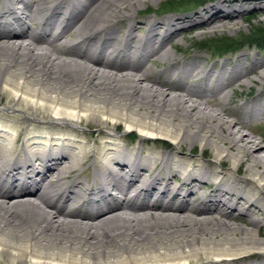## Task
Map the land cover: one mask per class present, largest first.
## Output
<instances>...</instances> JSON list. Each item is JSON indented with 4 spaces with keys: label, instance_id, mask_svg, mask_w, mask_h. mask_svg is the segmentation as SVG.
<instances>
[{
    "label": "bare ground",
    "instance_id": "1",
    "mask_svg": "<svg viewBox=\"0 0 264 264\" xmlns=\"http://www.w3.org/2000/svg\"><path fill=\"white\" fill-rule=\"evenodd\" d=\"M148 1H1L0 262L264 264V145L242 120L264 106L227 107L249 74L264 81V59L228 77L226 64L176 60L172 43L184 28L206 20L211 32L232 29L239 9L203 0L191 15L136 19ZM152 61L166 67L155 77L169 70L182 85L155 80ZM85 126L97 130L84 135ZM129 131L136 147L122 144ZM208 148L214 160L203 158ZM88 156L86 184L72 174Z\"/></svg>",
    "mask_w": 264,
    "mask_h": 264
},
{
    "label": "rangeland",
    "instance_id": "2",
    "mask_svg": "<svg viewBox=\"0 0 264 264\" xmlns=\"http://www.w3.org/2000/svg\"><path fill=\"white\" fill-rule=\"evenodd\" d=\"M1 1L3 0H0V3ZM197 1L200 2V0H158L156 2L148 1L142 5H138V8L136 7L135 18L141 19V20L146 19V18L160 20V19H163L164 17L180 16L184 13H187V11L192 10V8L195 6ZM221 1H227V0H221ZM181 2L183 3L180 4ZM228 2H234L232 3L231 7L235 9H239L236 11L237 12L235 15L236 17L233 19L229 18L228 23L230 24L235 21L239 23L237 25H232V29H222L221 31L214 30L211 32L205 26L206 23L204 24V21L206 20L201 19L202 21H200L196 26H190V27L188 26L184 28L183 31L180 32V35H179L180 40L175 39L176 41L174 40L172 43L173 45L172 48L174 50V51L172 50L173 52L172 56L174 59L179 60V61L181 60L185 63H193V62H195L196 64L200 63L204 69H207L212 66H214L217 69L221 63L226 64L228 65L227 68H229V72L226 75V77L232 75L230 71H232L233 68L238 67L239 64L241 65V63L245 65L244 71L248 72L249 64L251 63V60L253 57H255L259 61L264 59V42H262V44L258 46L257 45L255 46V42L264 41V0H228ZM237 2L238 4L241 3V6H233L237 4ZM207 5L209 4H206L204 6L202 5V7L197 8L193 11L196 12L199 9L206 7ZM225 8L230 9L227 5L225 6ZM192 12L187 13V14L191 15ZM205 16L206 15H204V17ZM196 21H199V20H196ZM61 26H64V24H62ZM56 27L57 26H54L52 30H49L50 35H54L55 33L53 32H57L58 29ZM18 30L19 28H16V31ZM2 31H4V29L2 30V28H0V32ZM123 31L124 30L121 29L119 33V37L122 36ZM253 33L257 35L254 36ZM137 34L140 35V33H137ZM247 37H249L251 41L254 43L253 44L249 43L244 46L234 48L232 51H228L223 54H218L219 53L218 51H220L219 49H215L214 47H212V45H208V41H216L220 39L236 41L238 39H245ZM74 41L75 39L67 40L65 44L67 43L71 44ZM175 44L177 45L175 46ZM167 47H169V45ZM240 57H243V59L240 60ZM106 58H109V56ZM114 62L115 64L119 65L123 62V59L120 58ZM130 62L132 64L136 63L137 62L136 57L130 58ZM124 63L126 62L124 61ZM156 63H158V61H152L148 64L149 73L152 77H155V75H157L159 71H162L166 68L165 66H158ZM175 76L176 75L172 71L165 70L163 71L162 75L156 76L155 80L166 82L167 84L169 83V85L170 84L182 85L181 80H179V82L178 80L177 81L174 80ZM256 78L257 76L255 75V73H251L246 78V80L249 81L247 86L238 87L235 85L232 87L233 93L231 95V99L227 103V107L229 109L235 108L237 110V107H239L241 104L247 107V109H251V107H257L259 105L264 106V88H263L264 81L255 82ZM261 90L263 91L262 94L260 92ZM259 92L261 95L258 96L257 94H259ZM3 101H4V98H3ZM0 108H1V104H0ZM242 120H244L247 124L245 126V130H244L245 132L244 131L243 132L250 133L256 138H259L261 143L264 145V114L256 117L255 119L249 118V120H245V119H242ZM95 130L97 129L96 127H93V126L81 127V132L84 135H87L90 133L94 134ZM117 131L122 133L124 131V127L119 125ZM19 132L20 134L23 132V128L21 125H19V127L16 128L15 133L17 134ZM126 135L127 136L124 139V143L122 142V144L136 147L137 146V141H136L137 134L134 131H129V132H126ZM95 139H96V136L94 135V137L89 141L90 147L93 146V142ZM20 141H21V137H20L19 143ZM153 146L154 145L151 142H147L143 145L142 150L145 153H152L154 151ZM157 150L162 151L163 149L158 147ZM186 150H187L186 147H184L182 152L187 153L188 151ZM199 152H200L199 143L195 142L193 146L190 148V152L188 153L190 156L196 157L197 155H199ZM211 153H212V149L208 148L205 154L206 157H203V158L206 160H214L212 158ZM91 159L92 157L88 156L86 158V161L83 163V165H81L79 171L74 172L72 174V177H75L73 175L75 174L77 175V173L82 172L77 177H79L82 180L86 178L85 181L87 184L94 172V167L91 164ZM230 167H231L230 163L228 164L226 163L225 165H223V168H230ZM239 173H240L239 176H243L242 174H244V171H242V168H240ZM84 175H86L87 177ZM14 191H17L16 188L14 189ZM152 199L153 198H150L145 201H150L149 203H153L155 200H152ZM55 201L56 200H53L52 204L55 205L57 208H62L61 206L63 205H61L60 203H56ZM135 203H138V202H135ZM75 208L73 206H68V207H65L64 210L66 211L76 210L81 213H85V212L92 213L93 212L92 210H87L83 206H80V208L79 206H76ZM236 223L242 224L241 222H239L238 219L236 220ZM243 225H245V223ZM259 231L264 234V222L263 221L259 228ZM262 238H264V235L262 236ZM0 264H5V263L0 262Z\"/></svg>",
    "mask_w": 264,
    "mask_h": 264
},
{
    "label": "trees",
    "instance_id": "3",
    "mask_svg": "<svg viewBox=\"0 0 264 264\" xmlns=\"http://www.w3.org/2000/svg\"><path fill=\"white\" fill-rule=\"evenodd\" d=\"M203 2V0H200V3ZM183 2H181L180 4H182ZM199 1H197V3L195 5H198ZM254 36H256L257 34H254ZM262 42H255V46L262 44ZM253 44L254 42L251 41V39L249 37L245 38V39H238L236 41H230V40H224V39H220V40H216V41H208V45H212V47H214L215 49H219L220 51H218V54H223L225 52L228 51H232L234 48L240 47V46H244L246 44Z\"/></svg>",
    "mask_w": 264,
    "mask_h": 264
}]
</instances>
